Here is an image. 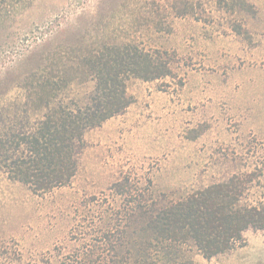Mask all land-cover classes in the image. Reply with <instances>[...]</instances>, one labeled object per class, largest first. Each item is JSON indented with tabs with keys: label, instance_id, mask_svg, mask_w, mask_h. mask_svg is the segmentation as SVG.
I'll list each match as a JSON object with an SVG mask.
<instances>
[{
	"label": "trees",
	"instance_id": "1",
	"mask_svg": "<svg viewBox=\"0 0 264 264\" xmlns=\"http://www.w3.org/2000/svg\"><path fill=\"white\" fill-rule=\"evenodd\" d=\"M73 1L0 0L3 76H12L26 102L42 112L17 137L2 168L34 194L71 182L86 130L132 103L130 78L177 75L176 52L148 39L171 32L173 18L197 16L194 0H83L80 10L67 11ZM217 3L232 16L231 29L248 39L239 16L255 15L254 4ZM123 9L129 26L108 31L110 18ZM88 81L89 91L64 95L73 83ZM255 178L254 171L234 173L181 194L124 174L104 201L92 196L76 202L71 244L53 248L38 264H193L194 252L205 258L225 253L243 243L248 228L264 229V197L244 201Z\"/></svg>",
	"mask_w": 264,
	"mask_h": 264
},
{
	"label": "rangeland",
	"instance_id": "2",
	"mask_svg": "<svg viewBox=\"0 0 264 264\" xmlns=\"http://www.w3.org/2000/svg\"><path fill=\"white\" fill-rule=\"evenodd\" d=\"M194 1L197 16L173 18L171 32L148 39L176 52L177 75L130 78L132 103L86 130L75 176L44 194H34L2 168L17 137L42 112L26 102L12 76L5 79L0 65V264H38L53 248L70 245L76 202L92 196L104 201L110 184L124 174L185 194L254 171L260 178L244 201L264 197V0H248L255 15L239 16L248 39L231 29L232 16L217 0ZM65 5L75 12L84 1ZM124 11L110 18L108 31L129 26ZM91 87L90 81L73 83L64 95L75 97ZM243 237L211 258L194 252L193 264H264V229L248 228Z\"/></svg>",
	"mask_w": 264,
	"mask_h": 264
},
{
	"label": "snow or ice",
	"instance_id": "3",
	"mask_svg": "<svg viewBox=\"0 0 264 264\" xmlns=\"http://www.w3.org/2000/svg\"><path fill=\"white\" fill-rule=\"evenodd\" d=\"M177 3L180 4V5H182L183 0H177Z\"/></svg>",
	"mask_w": 264,
	"mask_h": 264
}]
</instances>
